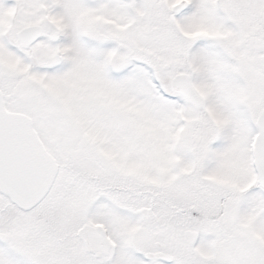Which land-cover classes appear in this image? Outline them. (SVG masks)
<instances>
[{
    "label": "snow or ice",
    "instance_id": "6c2138e0",
    "mask_svg": "<svg viewBox=\"0 0 264 264\" xmlns=\"http://www.w3.org/2000/svg\"><path fill=\"white\" fill-rule=\"evenodd\" d=\"M0 264H264V0H0Z\"/></svg>",
    "mask_w": 264,
    "mask_h": 264
}]
</instances>
